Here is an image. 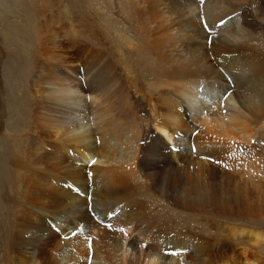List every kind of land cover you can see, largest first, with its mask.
<instances>
[{
	"label": "bare ground",
	"instance_id": "bare-ground-1",
	"mask_svg": "<svg viewBox=\"0 0 264 264\" xmlns=\"http://www.w3.org/2000/svg\"><path fill=\"white\" fill-rule=\"evenodd\" d=\"M140 2L142 8L138 6L139 10L135 13L137 16L130 24L133 32L136 30L142 37L144 47L153 63L152 72L157 88H164V94L157 95L154 94L155 91L149 89L126 86V83L119 80V76L113 72L117 65L102 55L99 57L97 54L98 60L91 61L85 68L77 62L69 64L70 61L64 60H68L67 56L61 52L62 45L58 41L60 32L53 28L56 20L44 18L43 14L39 15L38 21L36 20L34 24V27L40 24V28L35 27L32 31L31 28H27L25 33H20L17 29L12 32V26L8 23L1 25L0 35L7 38V42L10 39L8 44L14 45L15 40L24 42L22 38H18L22 35L27 38L28 45L34 50L32 60L30 55L23 51L27 63H24L22 68H15L18 80H22L23 74L28 71L35 77L33 80H27L28 86L25 85L27 89L23 99H26L21 103L23 109L20 107L14 109V105L9 107L11 114L13 111L16 112L19 117L17 121L23 122L24 128L19 130L14 127L16 122L14 120L10 122L12 129L6 127L2 130L6 133V141L11 139V144L1 147L0 178L2 181L10 178L12 184L16 185L15 177L18 176L26 194H20L24 197V202H21L22 205L24 203V207L16 214L18 205L15 199L13 197L9 199L8 191L4 197V189L0 186V216L7 218L10 227V232L3 231L4 239L0 241V264L85 263L89 253L83 251L85 245L81 241V236H76L80 233L79 227H87L86 232L91 233L87 234L94 238L108 240L105 249H115L113 251L119 252L123 260H129L128 264H212L208 257L200 259L191 254L190 249L199 251V248L193 246V242L203 239L195 238L194 234L189 235L184 228L178 229L175 226L177 219L175 221L173 218L175 223L170 226L173 220H166V216L184 217L191 214L202 216L207 221L208 216L213 219L220 218L222 221L241 216L236 205L237 197L230 191L228 193L224 191L228 185L223 188L220 184H215L218 182L217 172H214L212 163L206 164L207 154L202 151L201 146L203 142H211V146L222 147V150L230 153L233 151V146L228 143L230 140L241 142L240 147L243 143L250 144L253 132L244 125L250 119V122H256L259 126L257 130L261 128L264 131V86L259 83L260 80H264V0H140ZM131 9L134 8L131 6ZM0 12L9 15L14 11L6 2L0 0ZM124 18L127 19L126 16ZM234 18L238 25L235 24L236 26L230 29ZM206 30H209L208 33ZM134 42L132 43L135 44ZM51 44L53 50L60 51L46 52L44 47ZM169 60L172 61L171 65ZM97 64L100 66L99 69L90 68ZM90 69L96 71L91 72ZM11 80L12 78L7 82L11 84ZM10 87L14 88L12 85ZM244 87L249 91L243 94ZM240 88H243V95L239 92ZM198 114L205 116L197 118ZM194 129L202 130L204 135L201 137L202 140L191 138L188 141L190 157L185 158L188 154L181 155V150L176 153L169 149V145L178 144L180 149L185 146L183 141L186 133ZM261 133L263 135L264 132ZM19 137L23 138L22 145ZM219 139L228 141L220 143L221 141L217 142ZM180 142H183L182 146ZM251 144L253 145L250 147L249 145L242 147L245 151L250 150L252 155L256 151L262 153L264 138ZM4 146L7 147L5 150ZM260 159L256 163L258 165L262 163L259 165L261 168L258 169V165L249 168L247 175L252 180L247 181L255 186L253 190H256L263 206L258 205L263 209L264 160ZM82 161L93 162L95 165L92 168L85 167ZM47 171L49 173H45ZM94 174L102 177L101 183L110 182V185L114 179L118 182L124 179L135 180L146 189L147 196L151 199L149 203L146 201L149 205L138 207L127 203L121 205L120 211L117 212L118 207H113L112 202L118 201L109 202L106 200L108 194L105 199L87 184L88 179ZM135 189L138 192L137 188ZM110 190L111 187L107 191ZM84 192L85 195H91L94 199L92 201L103 209L102 218L89 210L87 202L84 204L79 201V195ZM138 194L137 196H140V193ZM253 195H250L251 199ZM246 198H249L248 195ZM261 200L257 202L261 203ZM257 202L255 200L256 204ZM251 209L255 212L253 208ZM48 212L56 214V220L44 227L40 220ZM159 212L166 217L163 219L165 222L159 221L161 224L156 223L158 225L154 224L151 227V221L148 225L146 215L152 217V214ZM142 213L145 215H141ZM260 213L261 211L258 215ZM112 214L120 218L119 229L116 231L107 228L108 221L107 223L103 221L107 216L112 218ZM245 217L250 218L247 215ZM113 219L108 220L112 222L115 220ZM0 221L5 222L6 219L2 218ZM218 222L221 224V221ZM62 225L66 228L59 232L52 230L56 226L59 229ZM226 225L225 223L224 226ZM69 227L78 232L74 236L77 241L72 243L73 238L66 234L69 238H64L67 240L65 246V242L62 244L60 240ZM249 227L230 226L226 230V238L228 241L236 242V245H243L245 254L243 260L254 263L256 258L249 252V247L252 245L259 247L264 240V233L261 229ZM30 228L34 231L29 232ZM133 230H139L138 234L135 239L128 242L129 239L127 241L126 237ZM166 231L171 233L169 237L166 236ZM25 234L27 236L29 234L28 239ZM143 243L146 245L145 248L142 247ZM187 243L191 246H187ZM222 243L219 248L215 245L216 249L222 248ZM98 244V241L94 244L90 242L95 250ZM166 245L174 249H169L172 254L163 257L158 248ZM100 255L103 256L104 253ZM116 256L113 259H116ZM98 261L94 264H110L106 259L105 262Z\"/></svg>",
	"mask_w": 264,
	"mask_h": 264
},
{
	"label": "rangeland",
	"instance_id": "rangeland-1",
	"mask_svg": "<svg viewBox=\"0 0 264 264\" xmlns=\"http://www.w3.org/2000/svg\"><path fill=\"white\" fill-rule=\"evenodd\" d=\"M1 1L6 2L7 6L11 10H13L14 12L12 14H9V15L6 12H2V13L0 12V29H1L2 24L6 25V23H8L12 26V32H15V30L17 29L20 33H25L26 32L25 30L27 28L28 29L31 28L30 30L32 31V29L35 27L40 28V24L39 25L36 24L35 27H34V24L38 21L39 15L43 14L44 18H48L50 20L51 19L56 20V23H55V25H53L54 26L53 28L58 29V31L60 32V37L58 36V38L60 40H58V41L62 45L61 52L63 53L64 56H67L68 60L67 59H64V60L66 62L70 61L69 64L72 65L74 62H77L81 67L85 68L87 64H91V61H93V60L97 61L98 58L102 55V56H105L106 58H108L110 61L114 62L115 66L117 65L113 72L117 77L119 76L118 77L119 80H123L126 83V86H130L131 88L135 87V89H137V88L138 89H141V88L149 89L150 91H155L154 94H157V95L164 94V90H165L164 88H162V87L157 88V83L155 82L156 79L154 78V75L152 72L153 63H151V58L149 57V54L147 53V50L144 47L142 37L139 35V33L136 30H135V32H133L134 29H133V27H131V24H130L134 20V18L137 16L135 14L136 11L139 10V7L142 8L140 0L139 1L138 0L137 1L136 0H131V1H129V0H92V1L91 0H1ZM12 1H13V3H12ZM130 5L134 9H131ZM141 10H143V9H141ZM125 16L127 17V19L124 18ZM121 20H123V21H121ZM72 23H74V24H72ZM232 23L233 24L231 25L230 29H232L233 26L238 25V23L235 21V18L232 20ZM119 25H121V26H119ZM111 28L114 29V31ZM99 31H101V32H99ZM129 31H132V32H129ZM208 31H207V33H208ZM107 32H108V34H107ZM127 32H129V33H127ZM100 33H102V34H100ZM99 34H100V36H99ZM110 36H111V38H109ZM19 37L22 38V40L25 43L22 41L15 40L16 43H14V41H13L14 45H11V44H8L10 39L7 42V38L5 39L0 35V95H1V97H0V108H1L0 109L1 110V113H0V143H1L0 144V152L2 149L1 147L3 145L6 144V146H7V144H9V143L11 144V139L6 141L7 136H6V133L2 132L3 128H4V130L6 129V127H8L7 129H12V128H10L12 126V125H10L11 124L10 122H13L14 120L16 121V122H14V125H15L14 127H17L19 130H20V128H24L23 122H21L20 120L17 121L19 117L16 114V112L13 111L11 114L9 111V107L11 105H14L13 106L14 109L17 107H20L23 109V106L21 107V105H22L21 103L25 102V99H26V98L23 99V97H25V94H26L25 89H27V87L25 85L28 86L27 80L28 81L33 80L35 77L34 74L32 72L30 73L29 71L25 72L23 74L22 80H18L17 76L15 75V70L19 69V67L22 68L24 66V63L25 64L27 63V59L24 57L23 51H25L26 54L30 55V59L32 58V54L34 51L32 46L28 45L29 41L27 40V38L22 37V35L18 36V38ZM117 39H119V40L117 41ZM121 40H123L124 42ZM99 41H102V42H99ZM118 42H119V44H118ZM129 42H130V44H129ZM132 42H134L135 44H133ZM15 44H17V46ZM119 45H120V47H119ZM104 46H106V47H104ZM51 47H52V44L50 46L44 47V50L46 52H49V53H50V51L51 52H53V51L58 52V50L60 51V49H54L53 50ZM142 47H144V48H142ZM101 48L104 50V52L101 50ZM116 49H118V50H116ZM108 51H110V52H108ZM116 51L118 53H116ZM121 52L123 53L122 55L120 54ZM97 54L99 56L98 58L96 57ZM86 56H87V58H86ZM91 57H92V59H91ZM127 57H129V61H127L128 60ZM87 59H88V61H87ZM124 60H126V61H124ZM170 62L172 63L171 60H169V63ZM171 63H170V65H171ZM69 64H67V65L69 66ZM98 64L94 65L93 67L90 66V68L91 69H99L100 66ZM117 67H119V68L117 69ZM120 67H122L123 70ZM134 69H136V70H134ZM94 71H96V70H91V72H94ZM118 73H120V74H118ZM123 74H124V76H123ZM25 76L27 79L25 78ZM109 76H111V74H109ZM138 77L141 79H139ZM10 78H12V80L10 81L11 84H9L7 82L8 80H10ZM136 79H137V81H136ZM259 83L264 86V80H260ZM10 85H12L14 88H11ZM22 86H23V88H22ZM244 88L245 89H244L243 94L247 93V90L249 91V89H247L246 87H244ZM239 90L238 91L240 92V94H242L243 88H240ZM208 104H210V103L208 102ZM203 116H205V115L204 114L203 115L198 114L197 118H203ZM22 118L25 119L23 116H22ZM250 121H251V119L247 123H245L244 125L247 127V129H249L250 131L253 132V137L249 140L250 144L243 143L242 144L243 147H247L248 145H249L248 147H250L251 145H253L251 143L255 144L259 139L264 138V133H263V135L261 133L264 131H262L261 128L259 130H257L259 128V126L256 124V122H250ZM18 126H20V127H18ZM194 130H190L188 133H186L185 137L183 136L184 137L183 142H185V146L181 147V149H180V147H178V144H175L174 146L169 145V149H173L174 152H176V153H178L179 150H181L180 151L181 155L184 156L185 154H188L185 157V158H188L189 153H190L188 141H190L191 138H199L200 140H202L201 137L204 135L202 130H200V129H194ZM254 132L256 134H254ZM256 136L258 139L256 138ZM211 138H213V136ZM244 138L247 139V137H244ZM18 140L21 141V145H22L23 138L19 137ZM227 141L228 140L224 141L223 139H219L217 142L227 143ZM183 142H180V146H182ZM169 143H171V141ZM228 143L233 146V148H232L233 151L231 150L232 153L231 152L229 153L227 150H222V147L216 148L214 146H211L210 145L211 142H209V143L203 142L201 149H202V151H205L207 154V156H205V157H207V159L205 161V162H207L206 164L212 163L213 165L212 164L211 165L214 168L213 169L214 172L215 173L217 172L216 176L218 178H216V179H218L219 183L216 182L215 184H217V185L220 184L222 187L228 185V187H226V188L223 187L224 191H227V193H228V191H230V192H232V195L237 197L236 198V203H237L236 205L238 207L237 209H239V212H241L240 217H238L237 219L230 218L229 220H223L224 224H222L223 221L220 218L219 219H213V218L208 216L207 217L208 221H207L202 216H193L191 214L184 215V217H178L179 215L178 216L177 215H171L169 217L166 216L167 217L166 218L165 216H163L164 215L163 213L159 212V214H155L156 216L154 214H152V217L155 220H157L158 222L155 221L151 217V215L150 216L146 215L148 217L146 219V221L147 220L149 221L148 225L152 221V223H151V227H152V225H154V224L156 226L160 222L161 223L165 222L164 221L165 218H166V220L170 219L171 221L173 220V218L175 219V221L177 219L175 226L178 227V229L182 230L184 228V231L188 232L189 235L194 234L195 238L199 239L201 237L203 239V240H198V242H193V246H195V248H199V251H196V250L194 251L193 249H190L191 254H195V256L197 258L200 257V259H201V257H202V259H203V257H208L209 259L212 260V264H264V240H263V242L260 243L259 247L254 246V245L249 247L250 248L249 252L251 254H253L254 258H256V259H255L254 263L253 262L251 263L250 261L248 263V262H245V260H243L244 259L243 255H245L243 252V248H242L243 245H241V244L236 245V242L228 241L226 238L227 237L226 230L228 229V227L233 226V225H238V226L245 225L247 228L250 226L249 228L252 227V229H256V230L261 229L264 233V213H263L264 207H263V209H262V207H260V206H263L262 200L258 197L256 190H253V188L255 189V186L252 183H249V181H247V180H252L250 178V176L247 175L248 171L252 167H255V166L258 167L259 165H262V163H259V165H258V163H256V161L258 162L261 157H262V159H260V161L264 160V156H263L264 155V152H263L264 149H263V151H261L262 153L256 151V152H254L255 154L252 155V153L249 152L250 150H247L248 151L247 152L243 149L242 145L240 147L241 142L235 141V140H230V141H228ZM6 146H4V150L7 148ZM220 146H222V145H220ZM22 148H23V146H21V149ZM21 149H20V151H21ZM186 151H187V153H186ZM193 151H194V148H193ZM235 151H237V152H235ZM210 153H213V154H210ZM192 154L195 155L193 152H192ZM0 160H2L1 157H0ZM251 162H252V164H251ZM81 163L85 167H89V168L90 167L92 168L95 165L93 162L85 163L82 161ZM242 165L244 166L243 169H242ZM251 165H253V166H251ZM245 166H246V169H244ZM259 168H261V167L259 166L258 169ZM49 171H52V170H49ZM49 171H47L45 173H49ZM237 171H238V173H237ZM240 171H241V173H240ZM243 172L244 173L246 172V175H244ZM45 176H46V174H45ZM46 177H49V176H46ZM15 178L17 181L16 185L12 184V182L10 181V178L8 180L6 179L3 181L0 178V180H1L0 186L3 187V189H4V191H3L4 197L6 195V191H8L7 193H9V195H8L9 199L12 197H13V199H15L16 205H18V206H16V210H17L16 214H17L18 211H20L21 207H24V203H23V205L21 203V202H24V199H23L24 197L20 194L22 193L25 195L26 193H25V188L20 183L21 182L20 178L18 179V176H16ZM230 178H231V180H230ZM101 180H102V177L100 175L95 176V174H94L93 177L88 179L87 184L90 186V188L96 189L99 192L98 194L99 195L101 194V196H104L105 199H106V195L108 194L107 197L108 196L109 197L106 200H108L109 202L118 201V202H112L114 204L113 207H115V206L118 207V209L116 210L117 212L120 211L121 205L124 206L127 203L134 205V206H138V207H143V206L146 207L149 205L148 203L151 201V199H149L147 196L146 189L144 187L140 186V184L138 182H136L135 180L124 179L123 181L118 182V180L114 179L115 182L111 181V185H110V182L105 183V184H104V182L101 183ZM130 181H131V183H130ZM125 182H127V183H125ZM133 182H135V183L133 184ZM233 183H234V185H233ZM9 184H11V185H9ZM108 185H110V186H108ZM118 185H119V187H118ZM138 186H139V188H138ZM247 186H248L249 190H251V191L247 190L248 189ZM6 187H7V189H6ZM109 187H111L112 190L107 191L109 189ZM103 188H105V189H103ZM135 188H137L138 192L136 191ZM102 190H104L105 192H103ZM128 190H130V191H128ZM132 191H134V192H132ZM131 193H132V195H131ZM138 193H140V196H137V195H139ZM141 193H143V194L141 195ZM247 193H249V194H247ZM128 194H130V195L128 196ZM253 194H255V195H253ZM14 195H15V198H14ZM112 195H113V197H112ZM121 195H123V196H121ZM246 195H248L249 198H246ZM250 195L251 196L253 195V198H254V199L252 198L253 200L251 199ZM20 196H22V197H20ZM116 196L117 197L119 196L118 198H120V199H118ZM79 197H80L79 201L81 200V203H84V204H86V202L88 203L87 207L89 208L90 211H92V213L95 216H100L99 218H102L104 216V212L102 211L103 209L98 204H95V201H92L94 199L91 198V195H88V194L85 195V192H84V193H81L79 195ZM257 198L259 200H261V203H259L260 201ZM4 199H7V198H4ZM243 199L245 200V202ZM119 200H121L122 202ZM255 200H256V202L257 201H259V202H257V204H256ZM17 201H19L20 204ZM143 201H144V203H143ZM118 204H120V205H118ZM258 204H260V206ZM240 205H242V206H240ZM257 205H258V207H257ZM246 206H247V209H246ZM251 206H254L256 209L254 207H251ZM251 208H253V210L255 212H252ZM257 208H258V211H257ZM259 209H261V210H259ZM99 211H100V213H98ZM260 211L262 213V214L260 213L261 216L258 215ZM95 212H97V213H95ZM136 212H138V211L136 210ZM251 212L255 213V214L252 215ZM160 214L161 215L163 214L162 217ZM141 215H145V213H142ZM246 215L250 218L248 219L247 217H245ZM254 215H256V216H254ZM157 216H158V218H157ZM252 216H254L255 218L254 217L252 218ZM55 217H56V214L52 215V213L48 212L46 216H44V215L42 216L40 221L42 223H44V227H46V226H49V224L51 222L56 220ZM114 217H115L114 214H112V218H108V216H107L106 217L107 220L104 219L103 221H106V223L108 221L109 225H108V227L106 226L107 228L115 229V231H116L119 229L118 223H119L120 218H119V216H116L115 218ZM198 217H200V218L198 219ZM257 217H259V218H257ZM2 218H4V220L6 219L5 222H6L7 226L5 225V222L1 223V221H0V241H1V239H4L2 236L3 231L8 230V232H10V227L8 226L9 223L7 222V218L0 216V220ZM108 219H113L114 221L111 222ZM244 219H246V220H244ZM175 221L173 220V224L171 223L169 225L170 226L174 225ZM218 221H221V224ZM114 222L116 224H114ZM156 223H158V224H156ZM225 223L227 224L226 226H224ZM243 223H246V224H243ZM177 224H178V226H177ZM169 225H168V227H170ZM180 225H182V226L180 227ZM57 227L58 226H56L52 230L59 232L62 229L66 228L65 225H62L59 229ZM86 230H87V227H82V228L79 227L78 232L80 231V233L77 232L78 233L77 234L76 231H74V228L69 227L66 229L65 235L61 236V240H60L62 242V244L65 242V244H66L65 246H67V240H65L64 238H69L68 235L73 238L72 243L77 241L76 237H74L75 234H77L76 236H78V237L81 236L80 237L81 241L84 242V245H85V248L83 251H87L89 253L88 257H86V262L85 263L82 262L81 264H91V263L94 264V262L95 261L97 262L98 260H99L98 262H103V261L105 262V259H106V261L108 260L107 262L110 264H117V262H118V264L119 263L121 264V262L123 264L124 261L126 262V264L129 263V260L126 261V260L122 259L119 252L113 251L115 249H113V250L105 249V246L108 245V243H107V242H109L108 240H106V239L103 240V238L99 239V237L94 238V236H92V235L90 236L89 234H91V233L86 232ZM32 231H34V229L30 228L29 232H32ZM138 231L133 230V232H131V234H129L128 237H126L127 241L129 239L128 242H131L133 239H135L136 235L138 234ZM219 232H220V234H219ZM87 233H89V234H87ZM66 234H68V235H66ZM5 235H8V234H5ZM25 235L28 239L29 234H28V236H27V234H25ZM170 235H171V233L167 232L166 236L169 237ZM11 236H13V235H11ZM92 237L94 240L92 239ZM74 239H76V240L74 241ZM95 239H98L97 241L99 243L98 246L96 247V250H95L94 245H90V242H91V244H94L95 242L97 243V241ZM103 242H105V243H103ZM190 242H192V241H190ZM101 243H103L102 244L103 246L101 245ZM220 243H222V248L216 249L220 245ZM215 245L217 247H215ZM86 246H87L88 250L86 249ZM91 246H92V248H91ZM100 246H102L101 247L102 249L99 248ZM187 246H191V245L189 243H187ZM142 247L143 248L146 247L145 243L142 244ZM90 248H91V250H90ZM104 249H105L106 253L104 252ZM158 249H159V253H161L163 255V257H165V256H168L169 254H172L169 249H174V248H172L170 245H166L165 247L158 248ZM90 251L93 253H91ZM87 252H83V253L87 254ZM107 252H109V254H107ZM96 253H100L102 255L104 253V255L101 256L100 254H98L99 255L98 256ZM110 253H112V254H110ZM90 255H92V257H90ZM246 255H249V254H246ZM115 256H116L117 260L113 259ZM118 259L120 262L118 261ZM125 262H124V264H125Z\"/></svg>",
	"mask_w": 264,
	"mask_h": 264
}]
</instances>
